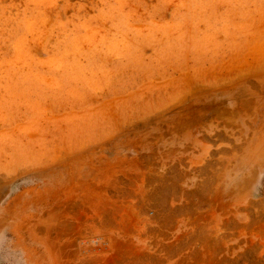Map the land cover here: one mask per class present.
<instances>
[{"label":"rangeland","instance_id":"1","mask_svg":"<svg viewBox=\"0 0 264 264\" xmlns=\"http://www.w3.org/2000/svg\"><path fill=\"white\" fill-rule=\"evenodd\" d=\"M0 264H264V0H0Z\"/></svg>","mask_w":264,"mask_h":264}]
</instances>
